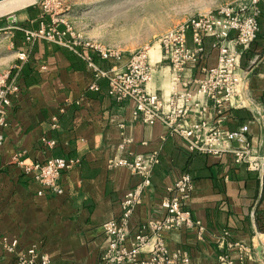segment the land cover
I'll return each mask as SVG.
<instances>
[{"label": "crops", "instance_id": "crops-1", "mask_svg": "<svg viewBox=\"0 0 264 264\" xmlns=\"http://www.w3.org/2000/svg\"><path fill=\"white\" fill-rule=\"evenodd\" d=\"M25 14L16 28H37L41 17ZM13 35V65L20 64L19 52H27L29 58L18 73L21 91L13 97L10 125L0 148V234L17 239L19 253L37 245L51 264H101L107 242L103 224L121 215L125 194L140 182L129 169L110 167L109 160H133L137 154L157 150L160 162L131 217V234L148 220L165 216L162 202L168 187L188 173L194 191L187 208L206 232L200 237L196 226L168 232L169 249L187 251L189 264H220L219 255L224 252L233 264H264V178L245 165H236L231 155L189 151L186 142L162 123H143L134 114V103L110 97L107 80L95 79L88 63L70 50L44 40L29 47L23 34ZM93 57L100 68L108 70L124 67L130 55L119 63ZM256 57L264 59V36H258L245 53L243 66L248 68ZM216 60L212 51L208 63L214 65ZM95 82L99 91L90 89ZM149 88L168 99L169 69L154 70ZM196 90V85L189 87L191 92ZM250 96L264 101V63L251 74ZM55 117L59 121L54 128ZM251 118L250 109H234L227 127L237 130ZM194 119L192 114L189 120ZM44 137L56 140L57 145H44ZM249 138L260 148L257 124H251ZM18 156L26 163L79 157L81 164L61 176L62 194H40L41 185L32 173L23 171L15 159ZM224 232L230 241L254 249V258L241 260L239 248L221 247L217 237ZM256 240L261 246L254 248ZM0 264H19L17 255L0 249Z\"/></svg>", "mask_w": 264, "mask_h": 264}, {"label": "built area", "instance_id": "built-area-1", "mask_svg": "<svg viewBox=\"0 0 264 264\" xmlns=\"http://www.w3.org/2000/svg\"><path fill=\"white\" fill-rule=\"evenodd\" d=\"M261 0L242 1L221 5L213 11L202 13L179 23L162 33L157 41L160 58L152 62L150 48L145 47L130 54L124 67L100 68L93 60L97 55L110 63H119L123 54L116 47L103 45L76 33L68 20L60 17L62 4L56 0L42 4L41 20L37 28H18L23 32L26 44L31 47L38 40L56 44L82 57L94 72L95 79H105L108 94L117 101L130 99L134 114L147 125L162 123L172 135L180 136L191 152L232 156L236 165H245L249 171L264 178V101L250 96L251 74L264 63L256 57L248 68L243 57L257 40ZM47 16H50L47 20ZM209 43V44H208ZM154 46V45H153ZM152 46V47H153ZM212 51L217 54L214 65L208 63ZM29 58L27 52H19L18 60L9 70L0 74V148L5 142V130L9 127V109L13 97L20 93L18 73ZM169 69L170 95L168 99L151 90L149 84L154 70ZM196 85L195 92L189 91ZM90 89L99 91L93 83ZM181 101V102H179ZM248 108L251 121L237 130L227 127L232 110ZM193 121L189 120L191 115ZM53 119V127L58 125ZM251 124H257L261 133L260 148L249 138ZM44 145L54 148L57 141L42 139ZM25 173H32L41 185L43 193L62 194L61 176L79 167V157H51L44 163H26L15 158ZM160 162V152L137 154L133 160L115 157L110 167H125L140 177V182L128 190L121 202V215L103 224L106 246L101 264H189L190 254L182 249L170 250L165 234L183 228L198 227V235L206 232L205 226L193 218L187 208L194 191V180L188 173L182 174L168 187L162 202L166 214L160 219H150L133 234L130 221L141 204L144 191L151 186L155 167ZM132 235V240L129 238ZM228 232L217 237L221 247L239 248L240 259H253L254 249L230 241ZM254 248L261 246L254 241ZM0 249L16 254L19 264H51L50 257L32 245L19 253V241L0 234ZM220 264H233L229 254L219 255Z\"/></svg>", "mask_w": 264, "mask_h": 264}, {"label": "rangeland", "instance_id": "rangeland-1", "mask_svg": "<svg viewBox=\"0 0 264 264\" xmlns=\"http://www.w3.org/2000/svg\"><path fill=\"white\" fill-rule=\"evenodd\" d=\"M14 1L6 0L0 3V7ZM46 1L53 0H35L31 5L42 10ZM56 1L62 4L60 17L68 20L76 33L93 42L116 47L123 55H130L153 45L159 49V36L190 17L213 11L221 5L249 0ZM27 7L0 15V74L14 64L13 34L20 31L16 27L24 19ZM49 18L47 16V20ZM243 64L246 65V59H243Z\"/></svg>", "mask_w": 264, "mask_h": 264}, {"label": "bare ground", "instance_id": "bare-ground-1", "mask_svg": "<svg viewBox=\"0 0 264 264\" xmlns=\"http://www.w3.org/2000/svg\"><path fill=\"white\" fill-rule=\"evenodd\" d=\"M35 0H15L14 2L9 3L7 6H1L0 7V15L3 13H7L9 11L21 9L24 7H27L31 4H33ZM6 5V4H5ZM150 55L152 58V61L155 62L160 58V53L159 49L156 47H151L150 48Z\"/></svg>", "mask_w": 264, "mask_h": 264}, {"label": "trees", "instance_id": "trees-1", "mask_svg": "<svg viewBox=\"0 0 264 264\" xmlns=\"http://www.w3.org/2000/svg\"><path fill=\"white\" fill-rule=\"evenodd\" d=\"M260 8L262 10V13L258 19L259 27H260L259 32H258V36H264V0H261ZM26 11L29 12L32 17H40L41 16V9L37 5H31V6L27 7ZM22 34H23V32H21V31L17 32V35L19 37H21ZM258 36H257V38H258ZM93 60L95 62L94 58H93Z\"/></svg>", "mask_w": 264, "mask_h": 264}, {"label": "water", "instance_id": "water-1", "mask_svg": "<svg viewBox=\"0 0 264 264\" xmlns=\"http://www.w3.org/2000/svg\"><path fill=\"white\" fill-rule=\"evenodd\" d=\"M4 1H6V0H0V3L4 2ZM10 18H13V17H10ZM263 259H264V257H263Z\"/></svg>", "mask_w": 264, "mask_h": 264}]
</instances>
